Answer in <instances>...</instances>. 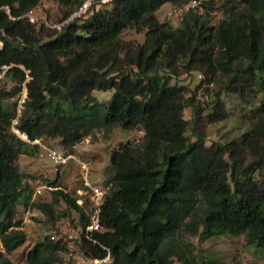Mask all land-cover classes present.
<instances>
[{
	"label": "trees",
	"instance_id": "obj_1",
	"mask_svg": "<svg viewBox=\"0 0 264 264\" xmlns=\"http://www.w3.org/2000/svg\"><path fill=\"white\" fill-rule=\"evenodd\" d=\"M41 1L0 0V68L14 82L0 97V264H12L8 256L20 246L11 232L18 206L27 204L18 156L31 154L38 139L71 148L112 127L139 129L142 138L110 155L101 229L87 238L89 216L53 192V204L62 197L80 215L85 257L99 264H226L197 252L186 234H244L264 253V0H217L224 13L217 25L189 6L200 0H109L46 31L28 16ZM166 3L189 6L175 29L155 15ZM127 29L145 30L144 42L121 40ZM190 73L207 83L222 74L221 90L242 104L261 95L250 128L208 144L204 126L224 118V101L218 97L203 115L188 88L171 82ZM23 88L17 115V103L6 99ZM105 91L110 98L98 100L95 93ZM188 106L195 127L184 117ZM13 119L26 141L12 131ZM38 208L53 214L51 204ZM64 249L61 241L40 242L26 264H60Z\"/></svg>",
	"mask_w": 264,
	"mask_h": 264
},
{
	"label": "rangeland",
	"instance_id": "obj_2",
	"mask_svg": "<svg viewBox=\"0 0 264 264\" xmlns=\"http://www.w3.org/2000/svg\"><path fill=\"white\" fill-rule=\"evenodd\" d=\"M109 0H42L32 11L28 13L35 28L59 30L64 24L81 16L90 9L100 8V5ZM202 3H191L189 6H199L198 12L206 19L209 25H217L224 19L221 10V2L200 0ZM189 6H178L171 3L162 5L155 13L161 23H167L172 28H177L181 18ZM72 12L70 17L64 19V15ZM145 30L138 32L127 29L120 35L121 40L131 42L134 45L142 44L145 40ZM2 44L0 41V48ZM222 74H217L212 83L203 81L196 73L183 74L174 77L171 82H178L188 88L187 96L193 95L194 102H199L203 107L202 114L212 110L214 101L221 98L224 101V118L213 123H207L204 128L207 135V143L212 141H226L239 136L247 131L253 123L250 117L251 109L258 106L261 95L256 99H250L242 104L236 95L223 92L219 81L223 80ZM14 86V82L6 75V68H0V97L3 91H8ZM25 88L16 97L6 99L10 105L17 103V115L20 113L21 104L26 97ZM112 91L97 92L96 97L100 101H107ZM243 105V106H242ZM184 117L192 120L191 126L195 127L194 112L188 106L184 110ZM12 131L23 141L26 136L20 134L13 126ZM142 132L139 129H122L112 127L108 130H95L81 142L71 148H64L57 138H43L35 140L37 145L31 154H20L16 160L22 176V187L25 188L27 204L21 203L14 217L16 226L11 232L20 240V246L8 257L12 264H26V255L29 249L38 243H54L61 241L65 246L58 252L60 264H99L85 257L80 248L82 228L80 215L65 200L60 197L57 204H53V192L60 190L64 195L75 200L88 215L90 203L80 197L78 190H83V180L88 178L91 184L99 186L106 192L111 188L110 155L119 149L120 145L130 142L138 144L141 141ZM56 155V158L53 156ZM59 158V160H58ZM63 159V162L60 160ZM41 204L53 205V214L50 218L42 212L38 206ZM184 239L191 242L195 250L204 256L214 258L226 264H264V253L246 241L244 234L219 235L208 239H202L199 235L186 234ZM0 250L2 247L0 245ZM106 258L104 261H107Z\"/></svg>",
	"mask_w": 264,
	"mask_h": 264
},
{
	"label": "built area",
	"instance_id": "obj_3",
	"mask_svg": "<svg viewBox=\"0 0 264 264\" xmlns=\"http://www.w3.org/2000/svg\"><path fill=\"white\" fill-rule=\"evenodd\" d=\"M1 33V31H0ZM3 33V32H2ZM53 156L56 158V155L53 154ZM59 160V158H58ZM63 162V159L60 160ZM83 185L84 189L83 190H78V193L80 197L78 198L79 200L82 201H89L91 207H90V212L88 214L89 216V224L85 228V236L89 238L90 233L93 231H99L101 229L100 227V208L103 203L106 191L101 189L99 186H95L90 183L88 178H85L83 180ZM97 263H101L99 260H92Z\"/></svg>",
	"mask_w": 264,
	"mask_h": 264
},
{
	"label": "water",
	"instance_id": "obj_4",
	"mask_svg": "<svg viewBox=\"0 0 264 264\" xmlns=\"http://www.w3.org/2000/svg\"><path fill=\"white\" fill-rule=\"evenodd\" d=\"M25 92H26V90H25Z\"/></svg>",
	"mask_w": 264,
	"mask_h": 264
}]
</instances>
